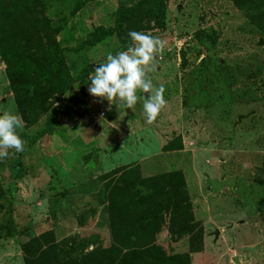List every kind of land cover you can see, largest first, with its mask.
Listing matches in <instances>:
<instances>
[{
  "label": "rangeland",
  "instance_id": "1",
  "mask_svg": "<svg viewBox=\"0 0 264 264\" xmlns=\"http://www.w3.org/2000/svg\"><path fill=\"white\" fill-rule=\"evenodd\" d=\"M43 1L52 25L60 27L57 39L67 47L66 63L75 76L84 65L115 54L119 39L113 34L74 47L94 27L112 25L119 6L137 0ZM246 17L231 0H165L164 28L140 31L163 43L148 75L154 86L163 85L166 104L151 124L142 102L124 110L109 101V107L86 88L83 117L58 116L53 132L35 142L30 137L45 116L18 130L24 150L6 149L0 159V264H23L21 244L51 232L43 243L75 236L88 251L107 246L100 176L131 164L143 176L183 172L204 236V250L191 253V264H264V39ZM7 83L0 61V112H15ZM79 88L74 83L55 107L81 112ZM178 137L182 149L166 148ZM169 237L166 229L157 235L167 252L187 250L186 237Z\"/></svg>",
  "mask_w": 264,
  "mask_h": 264
},
{
  "label": "trees",
  "instance_id": "2",
  "mask_svg": "<svg viewBox=\"0 0 264 264\" xmlns=\"http://www.w3.org/2000/svg\"><path fill=\"white\" fill-rule=\"evenodd\" d=\"M231 1L246 11L247 20L264 39V0ZM45 7L43 0H0V61L15 112L26 128L45 116L44 126L30 137L31 142L51 134L58 116L83 117L88 112L85 89L91 70L97 66L84 65L71 75L65 58L67 47L57 39L60 27L52 25ZM113 16L112 25L94 27L90 37L74 49L117 34L118 51L125 50L131 43L127 36L130 30L164 28L165 0H137L119 6ZM205 37L214 40L210 35ZM192 49L200 53L199 45ZM181 57L185 62V53ZM76 82L80 83L77 102L82 111L70 113L68 108L55 107ZM165 146L182 149L179 137L177 143L169 141ZM100 180L106 194L109 244L88 251L75 236L43 243V237L52 232L41 234L21 244L23 264H191V253L203 252V226L194 216V195L181 170L143 176L138 164L121 165L103 173ZM4 193L0 182V208ZM162 229L169 232L173 242L186 237L187 250L167 252L157 242Z\"/></svg>",
  "mask_w": 264,
  "mask_h": 264
},
{
  "label": "clouds",
  "instance_id": "3",
  "mask_svg": "<svg viewBox=\"0 0 264 264\" xmlns=\"http://www.w3.org/2000/svg\"><path fill=\"white\" fill-rule=\"evenodd\" d=\"M127 36L131 43L123 51L108 52L104 62L99 63L88 76L87 91L93 97L119 103L122 109H132L142 102L145 122L151 124L165 106L163 85L154 86L148 75L155 70V56L163 43L152 35L130 30ZM23 122L19 114L0 112V159L6 158V149L19 153L25 141L18 133Z\"/></svg>",
  "mask_w": 264,
  "mask_h": 264
},
{
  "label": "water",
  "instance_id": "4",
  "mask_svg": "<svg viewBox=\"0 0 264 264\" xmlns=\"http://www.w3.org/2000/svg\"><path fill=\"white\" fill-rule=\"evenodd\" d=\"M179 8V7H178ZM127 113L129 112V111H126ZM230 226H231V224H230ZM213 235H214V240H216L217 238H218V235H219V231L218 230H215L214 232H213Z\"/></svg>",
  "mask_w": 264,
  "mask_h": 264
},
{
  "label": "built area",
  "instance_id": "5",
  "mask_svg": "<svg viewBox=\"0 0 264 264\" xmlns=\"http://www.w3.org/2000/svg\"><path fill=\"white\" fill-rule=\"evenodd\" d=\"M100 115H101V116L104 115L103 111H101Z\"/></svg>",
  "mask_w": 264,
  "mask_h": 264
}]
</instances>
